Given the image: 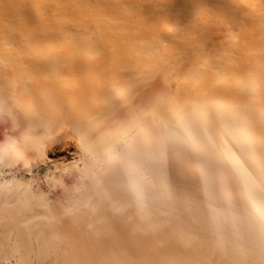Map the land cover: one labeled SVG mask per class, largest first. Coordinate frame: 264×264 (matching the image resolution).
I'll return each instance as SVG.
<instances>
[{
    "label": "bare ground",
    "instance_id": "bare-ground-1",
    "mask_svg": "<svg viewBox=\"0 0 264 264\" xmlns=\"http://www.w3.org/2000/svg\"><path fill=\"white\" fill-rule=\"evenodd\" d=\"M0 123V264H264V0H0Z\"/></svg>",
    "mask_w": 264,
    "mask_h": 264
},
{
    "label": "rangeland",
    "instance_id": "rangeland-1",
    "mask_svg": "<svg viewBox=\"0 0 264 264\" xmlns=\"http://www.w3.org/2000/svg\"><path fill=\"white\" fill-rule=\"evenodd\" d=\"M163 18H164V14H159V19L162 20ZM0 127L3 128V129L0 128V135H2V136H7L11 132V131H9L8 129L5 128L4 123H0Z\"/></svg>",
    "mask_w": 264,
    "mask_h": 264
}]
</instances>
